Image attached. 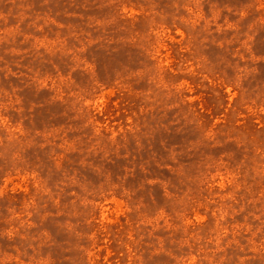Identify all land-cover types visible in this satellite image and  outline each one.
Here are the masks:
<instances>
[{"label":"rangeland","instance_id":"374dc122","mask_svg":"<svg viewBox=\"0 0 264 264\" xmlns=\"http://www.w3.org/2000/svg\"><path fill=\"white\" fill-rule=\"evenodd\" d=\"M0 264H264V0H0Z\"/></svg>","mask_w":264,"mask_h":264}]
</instances>
